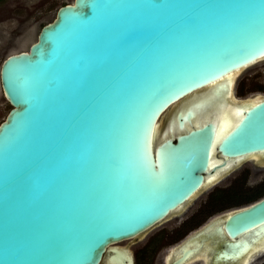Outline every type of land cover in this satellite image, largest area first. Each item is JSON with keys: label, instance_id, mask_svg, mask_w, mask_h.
<instances>
[{"label": "water", "instance_id": "95a60500", "mask_svg": "<svg viewBox=\"0 0 264 264\" xmlns=\"http://www.w3.org/2000/svg\"><path fill=\"white\" fill-rule=\"evenodd\" d=\"M258 62L264 0L58 7L0 66V264L125 262L115 244L264 158V95L234 100L229 80ZM224 104L236 121L221 132ZM224 230L232 241H217V258L235 260L264 233V197Z\"/></svg>", "mask_w": 264, "mask_h": 264}, {"label": "flooded vegetation", "instance_id": "af4514ba", "mask_svg": "<svg viewBox=\"0 0 264 264\" xmlns=\"http://www.w3.org/2000/svg\"><path fill=\"white\" fill-rule=\"evenodd\" d=\"M5 1L0 0V4ZM257 90L263 88L259 86ZM263 191L264 169L256 166L255 161H245L220 181L202 188L180 211L154 229L115 244L113 250H118L121 257L126 256L127 261L106 262L103 257L100 264H174L187 253L190 256L186 264H264V233L260 231L257 242L251 243L239 258H217L224 249L217 241H232L225 234L226 220L235 210L263 198ZM197 238L206 239L208 245L200 246Z\"/></svg>", "mask_w": 264, "mask_h": 264}, {"label": "rangeland", "instance_id": "374dc122", "mask_svg": "<svg viewBox=\"0 0 264 264\" xmlns=\"http://www.w3.org/2000/svg\"><path fill=\"white\" fill-rule=\"evenodd\" d=\"M71 1L6 0L2 2L0 4V66L10 54L26 50L36 40L40 27L55 18L58 7ZM259 86L263 91L257 90ZM1 93L0 89V122L10 109ZM255 93L264 95V62H258L239 74L231 97L237 101L245 100L255 96ZM169 113L170 110L161 117L159 131L163 128ZM248 166L250 167L249 164Z\"/></svg>", "mask_w": 264, "mask_h": 264}, {"label": "bare ground", "instance_id": "6f19581e", "mask_svg": "<svg viewBox=\"0 0 264 264\" xmlns=\"http://www.w3.org/2000/svg\"><path fill=\"white\" fill-rule=\"evenodd\" d=\"M239 74H240L239 71L232 72V75L230 76L229 80H232L236 76L238 77ZM229 96H230V93H229V95L227 97L229 98ZM228 98L226 100H228ZM256 98H260V97H256ZM219 120H220V123H219L220 131L221 132L226 131L236 121L235 120V110L234 109L232 110V107L226 106V104H224L222 115H220V119ZM159 126H161V125L159 124ZM158 130H159V127H158ZM247 159H253V160L257 161V162L258 161L264 162V158H262L261 155L258 154V153H257V155H252V156L248 157ZM207 245L208 244H205L204 246H207Z\"/></svg>", "mask_w": 264, "mask_h": 264}, {"label": "trees", "instance_id": "16d2710c", "mask_svg": "<svg viewBox=\"0 0 264 264\" xmlns=\"http://www.w3.org/2000/svg\"><path fill=\"white\" fill-rule=\"evenodd\" d=\"M263 194H264V191H263Z\"/></svg>", "mask_w": 264, "mask_h": 264}]
</instances>
